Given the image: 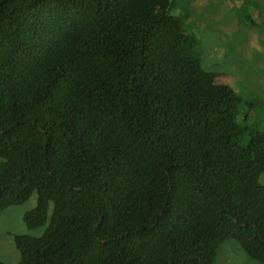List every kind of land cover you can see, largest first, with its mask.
<instances>
[{
    "label": "trees",
    "instance_id": "obj_1",
    "mask_svg": "<svg viewBox=\"0 0 264 264\" xmlns=\"http://www.w3.org/2000/svg\"><path fill=\"white\" fill-rule=\"evenodd\" d=\"M196 35L178 0H0V214L36 194L45 227L19 264H264V100Z\"/></svg>",
    "mask_w": 264,
    "mask_h": 264
},
{
    "label": "rangeland",
    "instance_id": "obj_2",
    "mask_svg": "<svg viewBox=\"0 0 264 264\" xmlns=\"http://www.w3.org/2000/svg\"><path fill=\"white\" fill-rule=\"evenodd\" d=\"M189 14L200 42L202 63L218 74L219 83L230 85L245 102L264 100V0H178ZM254 20L247 24L242 14ZM264 103V101H263ZM252 119L255 114H251ZM264 184V173L260 178ZM37 205V195L24 204L11 206L0 214V260L19 264L16 235L41 236L45 227L29 231L25 214ZM216 264H260L248 257L235 241L225 242Z\"/></svg>",
    "mask_w": 264,
    "mask_h": 264
}]
</instances>
